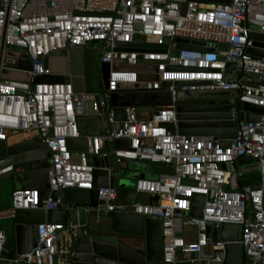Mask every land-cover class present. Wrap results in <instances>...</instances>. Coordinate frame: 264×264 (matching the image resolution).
Masks as SVG:
<instances>
[{
  "label": "built area",
  "instance_id": "1",
  "mask_svg": "<svg viewBox=\"0 0 264 264\" xmlns=\"http://www.w3.org/2000/svg\"><path fill=\"white\" fill-rule=\"evenodd\" d=\"M178 38L205 45L178 43ZM263 38L264 0H0V143L12 132L35 134L49 161V191H58L54 199L49 194L40 201L38 189L13 190L11 205L0 208V220L13 218L17 209H69L61 190L94 188L93 156H112L108 171L116 179L123 163L161 164L173 172L140 173L133 183L137 194L154 200L124 204L118 202L116 184L99 187L98 199L104 204H98L97 213L117 210L158 219L163 264L211 248L212 260L222 262L225 242L212 243L207 225L223 224L240 228L243 264H264V57L249 52ZM74 47L97 49V69L98 63L107 65L97 92H76L71 82H35L38 76L64 73L55 72L50 61L45 67L43 59ZM9 51L23 53L30 68H19V58ZM8 69L29 79L2 78ZM195 90H231L233 112L237 103L262 112L255 120L235 121L227 139L181 135L176 108L194 100L178 99L176 92ZM165 91L171 94V105L144 113L126 107L125 119H115L112 93ZM82 116L101 120L102 129L82 135ZM81 138L86 139L85 150L68 147L69 140ZM118 139L127 143L118 145ZM245 157L256 161L239 170L236 162ZM13 170L0 157V177ZM251 174L255 184L239 183ZM195 195L204 197L201 216L184 215ZM82 210L88 213L91 207L85 204ZM79 228L86 234L87 227L78 222L44 221L37 225L35 245L14 254L0 228V262L59 264L61 233L75 240Z\"/></svg>",
  "mask_w": 264,
  "mask_h": 264
},
{
  "label": "water",
  "instance_id": "2",
  "mask_svg": "<svg viewBox=\"0 0 264 264\" xmlns=\"http://www.w3.org/2000/svg\"><path fill=\"white\" fill-rule=\"evenodd\" d=\"M210 3H227L230 0H199ZM264 40V38H263ZM178 43L204 46L202 41H189L187 39H176ZM262 47L263 49H259ZM253 55L264 57V42L255 41L254 47L249 49ZM9 55L18 57V67L29 69L30 62L25 59L23 53L8 52ZM65 61L67 70L62 73L65 79H60V74L50 76H38L37 81L71 82L76 92L95 93L98 90L97 81V49L69 48L58 51ZM50 57L43 59L44 66L49 65ZM233 65V64H229ZM107 75L108 67L102 69ZM231 90L213 91H179L176 92L178 99L199 100L208 104L179 105L177 106L178 132L181 135H209L215 139H227L234 133L235 121L255 120L256 113L262 112V108L256 106H242L237 103L235 112L232 111ZM110 104L114 109V117L121 121L125 119L126 107H153L167 106L172 104L171 94L165 92H117L112 93ZM246 109L248 111L244 112ZM171 126V125H170ZM116 144H126V139H118ZM4 145L3 157L12 163L13 188L16 189H38L40 201L51 194L52 199L58 195V191H49L47 173L49 167L48 158L45 156L44 146L41 140L33 137L11 146ZM68 147L73 151L85 150L86 139L69 140ZM76 160L73 156L72 161ZM251 157L239 159L236 164L254 163ZM91 163L93 169L92 190L79 188H64L61 190L64 203L69 205L71 211L78 215L96 217L98 204H104L98 199L99 187L114 186L116 178L109 174L108 168L114 164V158L109 156L102 158L93 156ZM155 172H170L171 167L161 164H151ZM131 187L133 183L130 184ZM258 187V186H254ZM155 201L158 198L155 196ZM203 195H195L192 198V207L183 211L184 215L200 217L203 206ZM88 204L91 210L83 212V205ZM109 224L106 227L94 231H88L83 236L77 237L70 248V261L72 264H163L162 263V241L161 223L156 218L143 217L139 214L124 212H109L107 215ZM14 234L16 253L29 251L35 245V232L37 225L44 221L68 223L70 215H62L61 206L44 211L42 208L17 209L14 215ZM241 230L236 225L223 224L219 227L207 225V235L212 237V243L223 241L225 256L222 262H216L214 250L208 252L191 253L187 260L177 261L174 264H243L240 243ZM0 264H6L0 262Z\"/></svg>",
  "mask_w": 264,
  "mask_h": 264
},
{
  "label": "crops",
  "instance_id": "3",
  "mask_svg": "<svg viewBox=\"0 0 264 264\" xmlns=\"http://www.w3.org/2000/svg\"><path fill=\"white\" fill-rule=\"evenodd\" d=\"M50 62L53 64L54 66V70L55 72H64L66 65H65V61L63 59V57L58 54H54L51 58H50ZM145 111H150L145 109ZM139 113H144V111L142 109L138 110ZM89 118V117H87ZM95 118V117H94ZM97 119V118H96ZM99 131L102 129V121L100 120V125L98 127ZM97 131V132H99ZM94 132V133H97ZM91 133V134H94ZM88 135V134H87ZM90 135V134H89ZM33 137H37L35 134H31V135H26L20 132H12L8 135L7 140L5 141V145L11 146L12 144L24 141V140H28L31 139ZM38 138V137H37ZM3 147L4 145L0 143V157H3L4 155V151H3ZM45 151V149H44ZM120 168H123L125 170V172H121L120 176L117 177L115 184L119 187L118 188V202L120 203H130L132 201L135 200H139L142 202H149L151 200H154L152 196L147 195V194H137L133 188V186L131 187V185L127 184L124 180V178H126L127 176H133L134 174L139 175L140 173H145V175H152L155 174L156 172L150 167V165L146 164V163H135L132 166H128L127 164L123 163L121 164ZM5 177H9V181L7 182L6 186H3L0 183V186L3 187V194L0 192V208H8L11 205V197L7 196V192H8V188L10 189V194L12 193V191L14 190L13 188V178H12V173H7L3 176L0 177V180L5 178ZM124 177V178H122ZM122 180V184L119 185L120 179ZM135 180V178H134ZM134 183V181H133ZM124 190V192H123ZM124 193H126V197H124ZM62 211V215H70L69 218V222L73 223V222H78L80 224V226L85 225L88 228V231H94L97 229H101L102 227H106V225L109 224V220L108 217L105 214H102L100 211L98 212L99 214V222L95 221V218L92 216H87V215H78V213L76 211H71L70 208L66 209V206H63L61 208ZM116 212H120L117 211ZM6 219H12V225H11V229L10 230H5L3 228V226H0V228L2 230H4V232L7 235V242L8 240L11 239V234H14V218H6ZM4 220V219H2ZM0 220V222L2 221ZM188 230H191V227H187ZM9 236V237H8ZM79 236H83L81 229L79 228ZM9 238V239H8ZM61 238V243H60V252L57 255V263L59 264H72L70 261V248L72 245V242L74 241L72 239V237L67 233V232H62L60 235ZM9 246L12 248L13 253H16V249H15V234L13 235V241H9L8 242ZM206 252H208V249L205 250ZM183 260H187L188 257L183 256L182 257Z\"/></svg>",
  "mask_w": 264,
  "mask_h": 264
},
{
  "label": "rangeland",
  "instance_id": "4",
  "mask_svg": "<svg viewBox=\"0 0 264 264\" xmlns=\"http://www.w3.org/2000/svg\"><path fill=\"white\" fill-rule=\"evenodd\" d=\"M59 56L61 54H58ZM50 67L54 68L53 64L50 62ZM52 68V69H53ZM105 68V66H101L99 63H98V69H97V81H98V84L100 86L103 85V75H102V72H101V69ZM60 76V79H62V74L59 75ZM2 78H10V79H19V80H28L29 79V75L22 72V71H19V70H14V69H8L6 72H4ZM63 79H65V76H63ZM188 105H199V104H208V103H202V102H198V101H188ZM137 110L139 109H142L143 111H145V109L147 110H151L150 107H143V108H140V107H136ZM78 123H79V131L82 135H89L91 133H94V132H97L99 131L98 127L100 125V120L99 119H96L94 117H80L79 120H78ZM254 165V163H250V164H244L243 166H238V169L240 170L242 167H246V168H252ZM121 169V172H125V170L123 168H120ZM252 176L256 177L255 174H251ZM138 175L134 174L133 176H127L126 178H124L125 182L127 184H132L133 181H134V178H136ZM120 182H119V185L122 184V180L121 178L119 179ZM9 181V177H5L3 179L0 180V183L3 185V186H6L7 185V182ZM117 186V185H116ZM117 188V191H118V186L116 187ZM124 192V190H123ZM7 196L8 197H11V194H10V189L8 188V192H7ZM124 197H126V193H124ZM69 208H72V207H69ZM11 225H12V219H4L0 222V226H3V228L7 231V230H10L11 229ZM60 243L61 241H59V247H60Z\"/></svg>",
  "mask_w": 264,
  "mask_h": 264
},
{
  "label": "trees",
  "instance_id": "5",
  "mask_svg": "<svg viewBox=\"0 0 264 264\" xmlns=\"http://www.w3.org/2000/svg\"><path fill=\"white\" fill-rule=\"evenodd\" d=\"M256 177H254V176H252V175H245V177H242V178H240V180H239V183L241 184V185H243V184H255L256 183ZM0 192L3 194V187H1L0 186ZM13 233L11 234V241H13ZM9 237V236H8ZM9 239V238H8ZM10 240H8V242L10 241ZM12 249V248H11ZM13 251L14 250H11V254L13 253Z\"/></svg>",
  "mask_w": 264,
  "mask_h": 264
},
{
  "label": "flooded vegetation",
  "instance_id": "6",
  "mask_svg": "<svg viewBox=\"0 0 264 264\" xmlns=\"http://www.w3.org/2000/svg\"><path fill=\"white\" fill-rule=\"evenodd\" d=\"M67 70V68H65V71ZM45 156L47 157V154L45 153Z\"/></svg>",
  "mask_w": 264,
  "mask_h": 264
}]
</instances>
